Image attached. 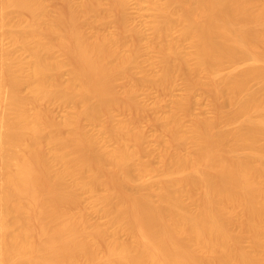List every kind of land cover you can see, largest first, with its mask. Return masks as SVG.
Wrapping results in <instances>:
<instances>
[{
  "label": "bare ground",
  "instance_id": "bare-ground-1",
  "mask_svg": "<svg viewBox=\"0 0 264 264\" xmlns=\"http://www.w3.org/2000/svg\"><path fill=\"white\" fill-rule=\"evenodd\" d=\"M151 1V46L164 55L161 71L146 80L159 89L177 78L205 84L223 101L218 109L230 108L188 128L181 114L191 108L183 102L160 118L172 144L187 151L163 154L159 170L140 161L146 150L137 126L112 116L113 80L135 69L136 55L125 54L122 36L89 42L76 24V17L95 13L124 24L130 0H108L104 8L99 0H68L69 14L58 16L43 0H0V264H264V6L256 8V0ZM23 12L29 24L18 18ZM5 39L31 60L23 62ZM58 50L65 60L56 58ZM63 68L70 71L66 84ZM23 89L31 90V99L21 96ZM55 101L77 108L76 116L47 120L35 109ZM101 116L107 118L102 131L89 132L84 121ZM241 118L240 129L220 130ZM155 171L156 180L129 192ZM81 192L91 194L90 210L105 223L89 221L86 209L65 211L63 204L76 205ZM236 218L252 247L243 245L246 235L233 233Z\"/></svg>",
  "mask_w": 264,
  "mask_h": 264
},
{
  "label": "rangeland",
  "instance_id": "rangeland-1",
  "mask_svg": "<svg viewBox=\"0 0 264 264\" xmlns=\"http://www.w3.org/2000/svg\"><path fill=\"white\" fill-rule=\"evenodd\" d=\"M74 4L81 5L84 0H72ZM101 5L106 7L105 4L108 3V0H99ZM46 4L49 11L54 13L55 15H68L69 14V2L68 0H43ZM256 8H262L264 5V0H256L255 1ZM23 21V23L29 24L30 17L27 13H18L17 14ZM125 23L121 24L116 20L115 17H107L104 16L103 19L99 16V13L91 14L88 17H76V24L79 31L82 35L87 38L89 42H94L98 40L103 34H107L114 37L122 36L126 42V45L123 48L125 54H135L139 64L135 67V69L129 74H121L113 80V94H112V102H116V106L111 107L112 116L114 117V121L123 122L126 121L127 124H130L132 127L137 126V128L144 135L143 148L146 151H143L140 155V161L144 163H149L155 170H159L163 167L164 163L162 160L163 154H176L186 152L187 150L179 149L175 144H172L171 138L172 133L170 130H163L160 126V118L166 115H170L176 112V108L178 104L183 102L186 105H190L191 114L185 116L181 114L182 122L185 125V128H188L197 120H202V118L216 119L218 116V106L223 101L214 100L210 95V87L205 84L201 85H189V83L183 78H177L170 88L159 89L156 83H150V76L158 74L161 71V66L159 62L163 57L162 50L155 46H151L154 40V21H155V12L154 6L151 0H130L127 11L124 14ZM47 21H49L47 19ZM1 37V36H0ZM6 47L9 50L16 52L23 62H29L31 60V55L29 52L24 51L20 47L13 44L10 39H5L4 41ZM187 43H185L186 45ZM184 45V47H185ZM188 46V45H187ZM188 47H186L187 49ZM259 51H264V38L260 42ZM65 53L61 50L56 52V58L60 61L65 60ZM175 58L170 57V61L174 62ZM244 66V64L242 65ZM231 71L230 68L224 70L225 74H228ZM147 76V77H146ZM70 78V71L68 68H63L61 72V80L65 84ZM151 79V78H150ZM147 81V83H146ZM154 82V80H151ZM154 84V85H152ZM254 85V86H253ZM254 89L258 87V84H253ZM5 91V89H4ZM132 92V93H131ZM131 94V95H130ZM21 96L25 99H31L32 92L30 89H23L21 92ZM8 102V101H7ZM114 104V103H113ZM112 104V106H113ZM33 107V106H31ZM43 112L47 114V120L54 119L55 121H64L69 117H74L77 114V108L72 105H64L58 101L49 103V104H40L37 106ZM119 107V108H117ZM3 106L0 103V111ZM34 108V107H33ZM230 112V108L228 106L220 109V114L223 116ZM46 119V118H45ZM132 122V123H129ZM107 124V118L105 116H101L100 120L97 122L84 121L85 128L91 133H100L102 128ZM223 125V126H222ZM245 125V121L241 118L238 121L230 124V126L225 127V123L221 124L220 130L225 128H230L232 130H238L242 126ZM222 127V128H221ZM63 133H67L68 129L63 128ZM165 141H167V146L165 145ZM170 143L171 147L168 145ZM166 150L169 151L165 152ZM109 149H113L115 147L114 144H108ZM172 149L171 153L170 150ZM174 151V152H173ZM3 153L0 152V177H2V173L4 169L3 160L5 157ZM167 157V155H165ZM164 156V157H165ZM168 156V157H169ZM172 156V155H171ZM167 160V159H166ZM164 161V160H163ZM159 168V169H158ZM158 173L155 171L153 174H148L147 176H143L141 180H138L134 184H130L129 192L132 190V186L136 184H140L143 181L147 180H156ZM1 182V178H0ZM129 186V185H128ZM83 192H81L82 194ZM101 193H105V191H101ZM80 194V195H81ZM83 195V194H82ZM81 195V196H82ZM197 196V195H196ZM90 197V199H89ZM156 199V198H154ZM184 199L188 202H191L189 198L184 197ZM81 200V201H80ZM83 200V201H82ZM82 202L83 205L79 206L78 202ZM76 206L74 203L63 204L65 211L67 209H71L74 213L79 214L83 209H86L87 219L92 223H105L106 219L96 214L95 212L90 210L91 205V194H84L81 199H79ZM88 201L90 203H88ZM69 202V201H68ZM81 203V204H82ZM80 204V203H79ZM88 204V206H87ZM196 205V204H195ZM197 205H199L197 203ZM87 208H86V207ZM193 209L194 206H192ZM196 207V206H195ZM62 208V207H61ZM197 208V207H196ZM63 209V208H62ZM63 209V210H64ZM80 209H82L80 211ZM88 209L90 211H88ZM70 211V210H69ZM78 212V213H77ZM84 212V210H83ZM82 212V213H83ZM84 212V213H85ZM91 219V220H90ZM235 221V222H234ZM88 224L91 226L92 223ZM238 224H235L237 223ZM239 219H234L231 222V228L234 231L233 233L237 236L243 237L247 234H241V223H239ZM250 235V234H249ZM248 235V236H249ZM247 236V235H246ZM245 236V237H246ZM244 237L245 244L249 247H252L253 243L250 238ZM251 236V235H250ZM127 239L125 235H122L121 239L125 241ZM244 243V242H243ZM102 248V244L100 246ZM197 257L205 258L206 255H200Z\"/></svg>",
  "mask_w": 264,
  "mask_h": 264
}]
</instances>
